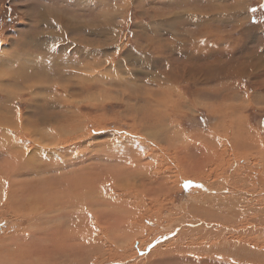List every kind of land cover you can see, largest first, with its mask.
Instances as JSON below:
<instances>
[{"label":"rangeland","instance_id":"1","mask_svg":"<svg viewBox=\"0 0 264 264\" xmlns=\"http://www.w3.org/2000/svg\"><path fill=\"white\" fill-rule=\"evenodd\" d=\"M227 8H230L231 13H228V18L231 22L225 21L223 16L216 18L225 14ZM234 8L239 13L233 16ZM45 17L49 22L44 21ZM149 26L150 31L147 32ZM249 27L258 29L255 31V35L252 34L251 37L257 38L258 35V38H264V0H0V58H8L0 61V150H3V154L0 152V164H9L7 157H4V153L8 152V154L25 156L26 159L23 158L24 160H22L24 163L29 160L28 162L31 164L34 162L33 166L37 167L36 159H42L43 149L54 150L51 143L56 140V137H52V135H56L53 132H58L59 144L63 145L62 147L66 151L57 154L58 156L56 151L51 152L52 155H56L53 157L56 160H54V165L58 167L55 168L56 171H60L57 169H63V167H68L67 169L70 170L81 169V167L86 169L89 159H94V156L100 154L99 159L96 156L95 161H90V163L92 162L91 165H94L87 169L93 168V170H87L85 173L78 172L79 175L77 176L89 178L87 174L94 172V176L89 179L95 180L98 175L96 173L100 172L103 181L99 183L102 186L100 190L102 194L96 195L99 202L98 206L112 219H115L113 216L114 207H109L110 202H112L111 204H119L118 213L120 215H124L122 209L125 206L132 215L130 216L131 223L123 221L126 234V238L123 239L118 232L120 226V228L116 227V231L113 229V232L105 226V219L99 217L100 215L103 216L102 212L101 214L98 213L99 216L97 215L96 219H90L84 212L90 209L87 212L89 213L93 208H87L85 204H82L77 209L78 211L81 209V213L77 210L74 211L75 208L72 209L69 212L70 218H61L62 220L74 221L72 228L65 227L73 233L74 237L65 236L70 240L64 247V252L62 251L64 254L72 256L65 258V260L61 256H57L56 264H188L190 260L197 262L196 264L206 260L211 264H216L218 263L216 259L220 258L224 259L220 261L224 264L230 262L231 264L234 262H236L235 264H251V260L255 264H260V261L264 264V255H262L264 253V152L261 153L264 151V105L250 103L253 105L246 106L243 99L246 101L249 99L247 100L245 97H237L227 102L220 98V105H213L210 103L211 101H206L203 97L206 94L203 93V88L198 85L195 87L198 91L195 90L194 92H190V90H194V87L184 84L179 86L167 85L163 74H166L169 69H165V67H171L168 64L171 63V58H168V61H160L161 68L156 72H154L152 64L149 65V58L146 59L147 68L145 67L146 64H137L126 66L123 69L124 74L119 70L114 73L108 71L109 66L118 67L119 64H132L130 60H132L133 55L137 57L150 54L153 58L157 57L158 59L161 53V44L168 43L169 39L181 41L184 32L187 33L186 35L196 36L200 44L208 48L211 45V34L213 37L224 35L215 41L220 45H223V40L226 38H233L235 43H239L243 41ZM112 29L113 32H111ZM163 64H165L164 68H162ZM149 66L151 67L150 73L147 72ZM126 69L134 71V75H127ZM104 70L109 74H106L108 79L98 76V74L105 73ZM146 74L148 79H146L147 77L144 78ZM153 74L155 75L153 76ZM117 75L119 76L117 77ZM119 77H121L120 80H118ZM126 77L131 81L128 84L130 87H120L126 85L123 84L127 79ZM154 83L156 85L159 83L156 86L158 89H154ZM29 84H31V88H29ZM147 88L149 89L146 91ZM249 88L250 91L243 88L247 95L259 92L253 91L252 85ZM174 90L180 92L182 97ZM160 98H164L163 103H159ZM252 99L250 98L251 101H253ZM260 100L262 101V98ZM165 101H168V104ZM133 107L144 109L140 115L141 122L136 121L135 115L130 111ZM153 107L162 113V121L156 119L152 123L154 117L150 118L148 114L154 109ZM167 108L168 110H166ZM55 113L57 114L55 115ZM146 113L148 114L146 115ZM58 115L63 117H60L59 120L56 118ZM79 120L84 122L86 127L81 125L83 128L80 127L76 133L63 130V132L61 131L62 134H59L60 130L64 128L63 126L70 124L69 129L75 123L77 124L76 127H79ZM41 121L47 122V124L44 125ZM50 122L53 123L52 126L49 125ZM157 122L166 125L163 127H165L164 131L167 132V135L163 138L159 136L161 133L156 126ZM8 123H11V128L7 126ZM20 125L23 128L37 129L39 137L34 134V136L24 134ZM145 126L150 128L148 131L151 134L153 133L150 139L145 134L142 135ZM163 127L160 128L162 133L164 132L162 131ZM4 128H9V130ZM26 128L24 129L26 130ZM168 128L170 130L173 128L171 130L173 133H170ZM24 137L25 139H23ZM29 139H32L34 143L36 141V143H42L41 145L46 148L38 151L35 148L34 150V147H31L33 146L32 143L28 144ZM88 139H91V146L94 147L89 148V154L84 149L89 146L87 144ZM121 139L122 141L131 139L130 141L142 143V145L143 143L147 144V149L145 147L142 150L135 148L134 154L130 155L131 147L125 146L123 149L128 151L121 149L122 153H118L117 144L121 143ZM107 143L110 147L109 150H106L103 145ZM124 145L122 144V146ZM242 145L246 146L244 150L246 158H243L244 160L237 158L235 154L238 147ZM115 148L116 153L112 150ZM32 151H35L37 155ZM66 152L67 154H65ZM30 154L32 156H29ZM206 154L208 155L205 156ZM210 154L213 156L212 160L209 158ZM33 155L36 159L32 162ZM128 156L135 157L142 163V169H138L141 172L138 177L142 179L141 181L135 179L138 170L130 166L132 163ZM56 157L61 158L57 159ZM114 158L121 160L118 159L116 164L113 163ZM107 162L108 165H106ZM210 162H213L212 166ZM96 165L98 166L96 167ZM149 165L158 169H144L145 166L149 168ZM194 166L200 167L196 169L197 175H200V169L203 168L208 169L205 174H211H206L205 178L203 177L204 174L202 179L186 174V169H193ZM225 167L228 168L225 169ZM24 168L22 167V169ZM115 170L124 173L121 172L120 178L106 174L107 172L114 174ZM13 171L14 169H0V173H12ZM154 173L164 176L166 182L164 185L167 187L169 185L167 196L157 190L161 184L153 186V179L156 176ZM36 178L38 177L33 178L36 181H32V188L41 182H37L40 178ZM29 180L32 179L29 178ZM157 181H160L159 178ZM79 187L83 188L80 189ZM170 187L172 188L170 189ZM85 188L86 186L83 184L74 189L75 198H80L79 203L86 202ZM154 192L156 194L151 196ZM14 193L17 195V189ZM130 194L134 195L132 196L133 199L127 200L126 197ZM71 195L73 196V194ZM201 198L204 201H201ZM5 199H9L11 202ZM5 199L0 200V203L4 201L7 204L13 203L16 199L14 205H21L22 209L11 208V206L10 209H4L0 213V260H2L0 263L40 264V257L37 252L40 249V238L43 235L40 232L43 227L40 224L41 218L36 220L37 216H35L38 206L36 191H30L26 187L23 195L19 197L14 195ZM100 202L105 203V208L101 206ZM227 205H231V208L228 209ZM91 212L94 214V210ZM76 214L79 216L76 217ZM47 215L55 217L50 221L56 223H50L52 226L48 224L46 229L56 228L59 224V218L56 217L58 214ZM81 217L82 220H79ZM192 222H195L194 224H197L198 227L194 228ZM260 222L262 223L260 224ZM236 223L238 227L240 226L239 228ZM79 232L81 235H77ZM168 234L170 236H167ZM34 235L39 237H34ZM61 236L64 235L61 234ZM44 237L46 238V235ZM130 237H133L132 242L129 245V242L123 244L124 240L127 241ZM223 241L225 243L222 244ZM245 243L249 244L248 247H244ZM224 244L232 245L231 249H236L235 251H244L245 255L242 257H249L248 262L239 263L230 257L228 261L227 257L222 254L223 251L225 252L226 246ZM238 244L239 246H237ZM29 245L30 247H28ZM126 247L128 250L123 251ZM118 248L120 250H117ZM91 249L95 250V253L87 254L88 258L91 257L90 260L82 262L83 259L81 258L85 257ZM114 250L123 253L119 256L111 255ZM255 250L258 254L254 253ZM28 251L32 252L33 255L25 254ZM63 260L64 262H62ZM48 264L52 263L49 262Z\"/></svg>","mask_w":264,"mask_h":264},{"label":"bare ground","instance_id":"2","mask_svg":"<svg viewBox=\"0 0 264 264\" xmlns=\"http://www.w3.org/2000/svg\"><path fill=\"white\" fill-rule=\"evenodd\" d=\"M236 13H239V11L237 10V9H235L234 8V11H233V13H232V15L234 16V14L236 15ZM49 20V19H48ZM44 21L45 22H49V21H47L46 20V17L44 18ZM235 22H239V21H235ZM150 26L149 27H147V32L148 31H150ZM111 32H113V29L111 30ZM256 33V32H255ZM153 42V41H152ZM154 43V42H153ZM162 43V42H161ZM165 43V42H164ZM176 43V42H175ZM179 44V43H178ZM150 45V44H149ZM186 45V44H185ZM160 46V45H159ZM177 46V45H176ZM150 47V46H149ZM150 49V48H149ZM148 50V49H147ZM155 50V49H154ZM185 50H186V48H185ZM156 51V50H155ZM163 51V50H162ZM176 51V50H175ZM209 50H207V51H205L206 53L208 52ZM213 51V50H212ZM165 52H166V50H165ZM263 52H264V50H263ZM133 53V52H132ZM172 53V52H171ZM185 53V52H184ZM204 53V52H203ZM205 53V54H206ZM83 54V53H82ZM162 54V53H161ZM165 54V53H164ZM211 54V53H210ZM226 54V53H225ZM234 54V53H233ZM147 55H149V54H147ZM145 56V55H141V56H137V57H135L134 55L132 56V60H130L131 62H132V64L131 63H126V64H119V66L118 67H114V66H109L108 67V71H110V72H112V73H114V72H116V70L118 71H121V73L122 74H124L125 72H123V69H125V67L126 66H129V65H133V66H135V65H137V64H146V68H147V60L146 59H148V56ZM171 55V54H170ZM215 55V54H214ZM161 56V55H160ZM163 56V55H162ZM166 56V55H165ZM169 56V55H168ZM223 55H219V58H221ZM229 56V55H228ZM262 56V55H261ZM55 57V56H54ZM191 57V56H190ZM264 57V56H263ZM162 58V57H161ZM205 58V57H204ZM6 59H8V58H0V61L2 62V60H6ZM190 59V58H189ZM201 59H203V58H201ZM215 59V58H214ZM52 60H53V58H52ZM56 60V59H55ZM188 60V59H187ZM207 60V59H206ZM223 60V59H222ZM191 61V60H190ZM189 61V62H190ZM200 61V60H199ZM55 63V62H54ZM204 63V62H203ZM202 63V64H203ZM212 63V62H211ZM216 63V62H215ZM168 64H170V63H168ZM189 64V63H188ZM202 64H200V65H202ZM219 64V63H218ZM216 65V64H215ZM53 66L54 67H56V65L55 64H53ZM174 66V65H173ZM217 66H219V65H217ZM172 67V66H171ZM213 67V66H212ZM224 67V66H223ZM250 67V66H249ZM252 67V66H251ZM128 68V67H127ZM130 68H132V67H130ZM170 68V67H169ZM211 68V67H210ZM219 68H220V66H219ZM218 68V69H219ZM246 68H247V66H246ZM105 69V68H104ZM223 69V68H222ZM244 69V68H243ZM171 70V69H170ZM185 70V69H184ZM188 70V69H187ZM202 70H203V68H202ZM217 70V69H216ZM105 71V73H102V74H98V76L100 75V77L101 78H104V77H106L107 78V76H106V74H108L107 73V71L106 70H104ZM206 71V70H205ZM214 71V70H213ZM219 71H220V69H219ZM224 71V70H223ZM233 71V70H232ZM246 71H248V70H246ZM109 72V73H110ZM184 72V71H183ZM183 72H182V74H183ZM186 72V71H185ZM230 72V71H229ZM250 72V71H249ZM180 73H181V71H180ZM196 73V72H195ZM215 73V72H214ZM225 73V72H224ZM227 73V72H226ZM245 73V72H244ZM121 74V75H122ZM126 74L128 75H134V71H129V69L127 70L126 69ZM161 74V73H160ZM175 74V73H174ZM210 74V73H209ZM221 74H223V72H221ZM220 74V75H221ZM229 74V73H228ZM232 74V73H231ZM231 74H230V76H231ZM247 74V73H246ZM263 74V73H262ZM109 75V74H108ZM152 75V74H151ZM155 74H153V76H154ZM173 75V74H172ZM176 75V74H175ZM186 75H187V72H186ZM208 75V74H207ZM214 75V74H213ZM236 75V74H235ZM240 75H241V73H240ZM253 75V74H252ZM87 76V75H86ZM119 75H117V77H118ZM161 76V75H160ZM165 76V75H164ZM167 76V75H166ZM178 76V75H177ZM185 76V75H184ZM201 76V75H200ZM227 76V75H226ZM264 76V75H263ZM88 77V76H87ZM86 77V78H87ZM111 77V76H110ZM122 77V76H121ZM121 77H119L118 78V80H120V78ZM147 77V78H146ZM173 76H171V78H172ZM179 77V76H178ZM188 77V76H187ZM191 77V76H190ZM196 77V76H195ZM198 77V76H197ZM204 77V76H203ZM239 77V76H238ZM243 77H245L244 75H243ZM250 77H251V74H250ZM83 78V77H82ZM85 78V77H84ZM127 78V77H126ZM144 78H146V79H148V75L146 74V75H144ZM154 78H156V77H154ZM181 78H183V77H181ZM218 78V77H217ZM231 78V77H230ZM241 78V77H240ZM252 78V77H251ZM57 79V78H56ZM99 79V78H98ZM105 79V78H104ZM108 79V78H107ZM191 79H192V77H191ZM197 79V78H196ZM204 79V78H203ZM222 79V78H221ZM244 79V78H243ZM62 80V79H61ZM164 80V79H163ZM200 80V79H199ZM237 80V79H236ZM257 80V79H256ZM85 81H86V79H85ZM90 81V80H89ZM106 81V80H105ZM110 81V80H109ZM116 81V80H115ZM122 81V80H121ZM152 81V80H151ZM169 81V80H168ZM203 81V80H202ZM211 81V80H210ZM223 81V80H222ZM228 81V80H227ZM227 81H225V82H227ZM92 82V81H91ZM123 82V81H122ZM131 81H130V79L129 78H127L126 79V81L123 83V84H126V85H121L120 87H127L128 86V84L130 83ZM171 82H172V80H171ZM196 82V81H195ZM206 82V81H205ZM208 82V81H207ZM224 82V81H223ZM236 82V81H235ZM249 82V81H248ZM118 83V82H117ZM166 83V82H165ZM173 83V82H172ZM229 83V82H228ZM159 83H157V85H158ZM169 84V83H168ZM167 84V85H168ZM175 84V83H174ZM178 84H179V82H178ZM191 84V83H190ZM226 84V83H225ZM234 84H236V83H234ZM239 84V83H238ZM156 85V83H154V86H155V88L154 89H156L157 86ZM173 85V84H172ZM181 85V84H180ZM186 85V84H185ZM204 85V84H203ZM254 85V84H253ZM260 85V84H259ZM116 85H114V87H115ZM119 86V85H118ZM145 86V85H144ZM160 86V85H159ZM169 86H171V84L169 85ZM175 86V85H174ZM193 86L195 87V85L193 84ZM206 86V85H205ZM221 86V85H220ZM32 86H31V84H29V88H31ZM61 87V86H60ZM82 87H83V85H82ZM117 87V86H116ZM128 87H130V86H128ZM146 87V86H145ZM185 87V86H184ZM187 87V86H186ZM197 87V86H196ZM199 87H201V86H199ZM225 87V86H224ZM234 87V86H233ZM232 87V88H233ZM66 88V87H65ZM172 88V87H171ZM175 88V87H174ZM227 88H228V86H227ZM238 88V87H237ZM237 88H236V91H235V93H234V95H237L238 93H241V95L243 94L244 95V92H242V91H244L243 90V88H241V91L240 90H237ZM142 89V88H141ZM140 89V90H141ZM149 88H147V89H145L146 91L148 90ZM158 89V88H157ZM162 89V88H161ZM199 89H201V88H199ZM66 90H67V88H66ZM144 90V91H145ZM151 90V89H150ZM202 90V89H201ZM213 90H215V88L213 89ZM95 91V90H94ZM154 91H156V90H154ZM159 91H160V88H159ZM196 91H198V90H196ZM209 91V90H208ZM210 91L212 92V90L210 89ZM218 91V90H217ZM231 91H233V90H231ZM247 91V90H246ZM149 92V91H148ZM147 92V93H148ZM157 92V91H156ZM164 92V91H163ZM225 92V91H224ZM158 93V92H157ZM172 93H174V92H172ZM172 93H171V95H172ZM203 93H205V91L203 92ZM213 94L215 93V91L214 92H212ZM99 94V93H98ZM122 94V93H121ZM192 94V93H191ZM212 94V95H213ZM216 94V93H215ZM225 94V93H224ZM251 94V93H250ZM260 94V93H259ZM262 94V93H261ZM138 95V94H137ZM152 95H153V93H152ZM152 95H150V96H152ZM210 95V94H209ZM247 94H245L244 95V97L248 100L251 96H246ZM99 96V95H98ZM104 96V95H103ZM106 96V95H105ZM181 96V95H180ZM179 96V97H180ZM191 96V95H190ZM193 96V95H192ZM198 96H199V94H198ZM221 96V95H220ZM224 95H222V97H223ZM253 96V95H252ZM140 97V96H139ZM182 97V96H181ZM184 97V96H183ZM195 97V96H194ZM201 97V96H200ZM203 97H206V96H204L203 95ZM202 97V98H203ZM91 98V97H90ZM108 98V97H107ZM106 98V99H107ZM148 98V97H147ZM150 98V97H149ZM171 98V97H170ZM198 98V97H197ZM206 98H208V97H206ZM205 98V99H206ZM215 98V97H214ZM93 99H94V97H93ZM103 99V98H102ZM114 99V98H113ZM126 99V98H125ZM146 99V98H145ZM151 99V98H150ZM180 99V98H179ZM193 99V98H192ZM199 99V98H198ZM197 99V100H198ZM127 100V99H126ZM141 100H143V99H141ZM149 100V99H148ZM152 101H153V99H151ZM187 100V99H186ZM185 100V101H186ZM214 101H215V99H213ZM253 100V99H252ZM156 101H157V99H156ZM171 101H173V100H171ZM188 101V100H187ZM194 101V100H193ZM199 101V100H198ZM203 102H204V100H202ZM207 101V100H206ZM131 102V101H130ZM144 102V101H143ZM147 102V101H146ZM164 102V98H160L159 99V103H163ZM195 102V101H194ZM202 102V103H203ZM215 102H217V100L215 101ZM234 102V101H233ZM236 102V101H235ZM150 103H151V101H150ZM165 103H167L168 104V101L166 102L165 101ZM182 103H183V101H182ZM205 103V102H204ZM207 103V102H206ZM209 103V102H208ZM135 104V103H134ZM137 104V103H136ZM156 104V103H155ZM158 104V103H157ZM170 104H172V103H170ZM186 104V103H185ZM235 104V103H234ZM237 104H238V102H237ZM255 104H257V103H255ZM154 105V104H153ZM173 105V104H172ZM178 105V104H177ZM183 105V104H182ZM203 105V104H202ZM217 105V104H216ZM253 105V104H252ZM9 106V105H8ZM59 106V105H58ZM62 106V105H61ZM134 106V105H133ZM144 106H146V105H144ZM150 106V105H149ZM158 106V105H157ZM165 105H163V107H164ZM205 106V105H204ZM64 107V109H65V106H63ZM142 107V106H141ZM166 107V106H165ZM222 107H224V106H222ZM257 107V106H256ZM11 108V107H10ZM66 108H68V107H66ZM147 108H149V107H147ZM154 108V107H153ZM169 108V107H168ZM168 108L166 109V110H168ZM172 108V107H171ZM203 108H205V107H203ZM151 109V108H150ZM179 109V108H178ZM208 109V108H207ZM220 109V108H219ZM66 110V109H65ZM127 110V109H126ZM177 110V109H176ZM193 110V109H192ZM240 110V109H239ZM243 110V109H242ZM67 111V110H66ZM106 111V110H105ZM130 111L133 113V115H135V117L134 118H136V121H138V122H141L140 121V115L144 112V109L143 108H140V107H133L132 109H130ZM129 111V112H130ZM170 111H171V109H170ZM195 111V110H194ZM208 111V110H207ZM249 111V110H248ZM62 112V111H61ZM205 112V111H204ZM209 112V111H208ZM212 112V111H211ZM64 113H65V111H64ZM12 114H14V113H12ZM52 114V113H51ZM57 113H55V115H56ZM148 113H146V115H147ZM63 115V114H62ZM62 115H58L56 118L57 119H59L60 120V117L62 118L63 116ZM128 115V114H127ZM149 115V117L151 118L152 116L154 117V120H152V123H153V121H156V119H158V121L160 120V121H162V118H163V115H162V113L161 112H159L157 109H152L151 111H150V113L148 114ZM41 116H42V114H41ZM169 116V115H168ZM167 116V117H168ZM212 116V115H211ZM245 116V115H244ZM260 116V115H259ZM186 117V116H185ZM212 117H214V116H212ZM257 117V116H256ZM50 118V117H49ZM145 118H148V117H145ZM165 118H166V116H165ZM169 118V117H168ZM218 118V117H217ZM40 119V118H39ZM109 119V118H108ZM20 120V119H19ZM18 120V121H19ZM135 120V119H134ZM148 120V119H147ZM146 120V121H147ZM166 120H168V119H166ZM233 120V119H232ZM239 121V120H238ZM244 121V120H243ZM14 122V121H13ZM44 125H46L47 124V122H44V121H41ZM148 122V121H147ZM192 122V121H191ZM220 122V121H219ZM222 122V121H221ZM236 122V121H235ZM251 122V121H250ZM58 123H59V121H58ZM79 127H76V125L77 124H72L71 126V128H69L68 129V127H70V124L68 125V126H63L64 128L62 129V130H60V132H59V134H62V132H63V130H66V131H69V133H76V131L80 128V127H82L81 125H84V122H82V121H80L79 120ZM196 123H198V122H196ZM225 123V122H224ZM131 124V123H130ZM222 124V123H221ZM236 124V123H235ZM50 126H52L53 125V123L52 122H50V124H49ZM135 125H137V124H135ZM141 125V124H140ZM153 125H155V124H153ZM165 124L164 123H162V122H157V127L159 128V133H161V134H159V136H161L162 138H163V136L165 137L166 135H167V132L166 131H164V128L165 127H163ZM223 125V124H222ZM221 125V126H222ZM8 127H10L11 128V123H8V125H7ZM142 126V125H141ZM156 126H155V128H156ZM161 126L163 127V130L162 131H164L163 133L161 132ZM166 126V125H165ZM199 126V125H198ZM226 126V125H225ZM235 126H237V125H235ZM20 127H21V130L23 131V133L24 134H29V136L30 135H32V136H34V135H36L37 137H39V131L37 130V129H34V128H31V127H28V128H26V127H24V128H26V130L22 127V125H20ZM84 127H86V125H84ZM217 127H218V125H217ZM220 127V126H219ZM264 127V126H263ZM83 128V127H82ZM176 128H178V127H176ZM222 128V127H221ZM1 129V128H0ZM4 129H8L9 130V128H4ZM60 129H61V127H60ZM143 129H144V126H143ZM142 129V130H143ZM150 128L148 127V128H146V126H145V130H144V132L142 133V135L143 134H145V136L147 137V138H152V135H153V133L151 134V132H149L148 130H149ZM166 129H167V127H166ZM258 129V128H257ZM256 129V130H257ZM15 130H16V128H15ZM134 130V129H133ZM133 130H131V131H133ZM171 130H173V128L171 129ZM169 128H168V131L170 132L171 131ZM178 130H179V128H178ZM206 130V129H205ZM208 130V129H207ZM62 131V132H61ZM151 131V130H150ZM157 131V130H156ZM180 131V130H179ZM258 131V130H257ZM260 131V130H259ZM263 131V130H262ZM261 131V132H262ZM8 132V131H7ZM65 132V131H64ZM90 132V131H89ZM89 132H87L88 134H89ZM128 132V131H127ZM158 132V131H157ZM168 132V133H169ZM181 132V131H180ZM220 132V131H219ZM10 133V132H9ZM12 133V132H11ZM53 133H56V135L55 134H51L52 135V137L53 136H55L56 137V140H54V142H52L51 144H52V146L54 147V150L53 149H50V150H47V149H43V148H46L44 145H41V144H39V143H34L33 141H32V139H29V143L28 144H30V142L32 143V145L33 146H31L32 148L34 147V150H35V148H36V150L38 151V150H41V149H43V155H41V151L39 152L40 153V155L42 156V159L41 158H39V159H36L35 157H34V155H33V160H32V162L36 159L37 160V167H35V166H33L34 164V162L31 164V162H28L29 160H27V162H23L22 160H24L23 158H25V156L24 157H21L20 155L21 154H17V155H14V154H8V152L7 153H4V155H2V156H4V157H7L6 159L9 161V164H7V165H1L0 164V169H14V171L12 172V173H0V200H4L6 197H9V198H11V196H21V195H23L24 194V189L26 188V187H28L29 188V190L30 191H32V190H35L36 191V197L38 198V206H37V213H36V215L35 216H37V219L35 218V217H33V219H36V220H38V219H40V224H41V226L43 227V229H41V232H40V234H43L42 236H41V238H40V240H41V243H40V245H39V251L37 252V254H38V256L40 257V264H48L49 262H51L52 264L54 263V264H56V262H55V259H56V257L57 256H61L62 257V259H64L65 260V258H69V257H71L72 255H70V254H64L63 252V250H64V247L66 246V244L68 243V241L70 240L69 238H67V237H65V236H67V235H69L70 237L71 236H73L74 237V235H73V233H71V232H69V229H65V227H67V228H72V226H74V221L73 220H62V219H68V218H70V215H69V212L70 211H72V209H74V211H76L78 208H80V205H82V204H85L86 205V207L87 208H93V210H94V214H92L93 212H91V211H93V210H91L89 213H87L89 210H86L87 212H84L85 214H86V216L88 217V218H90V219H96V217H97V215L99 216V214H101V212L103 213V216H99V217H101V219H105L104 220V223H106L105 224V226H107L110 230H112V232H113V229H114V231H116L115 229H116V227H118V228H120L119 230H118V232L121 234L120 235V237L121 238H126V234H125V232H124V222L123 221H125V222H130L131 223V217L130 216H132L129 212H128V209H127V207L125 206L124 207V209H122V211H123V213H124V215H125V217H124V215H120L119 213H118V210H119V208H118V205L119 204H117V203H114V204H111L112 202H110V205H109V207L111 208V207H114V210H113V216L115 217V219H112L111 218V216L109 217V216H107L104 212H103V210H102V208L100 207V206H98L99 205V202L97 201L98 199L96 198V195L97 194H100L101 193V185H99V183H102V181H103V177H102V174L100 173V172H98V173H96V174H98L97 176H96V178H95V180H90L89 178H92L93 176H94V172L91 174V172H89L90 174H87L88 175V177L89 178H87V177H85V176H77V175H79L78 174V172L79 173H85L87 170H93V168L92 169H87V168H89V167H91V166H93V165H91V163H90V161H95V159H96V156H97V159H99V156H100V154L99 155H96V156H94V159H89V164H87L86 165V169H84L83 167H81V169H72V170H70V169H67V168H65V167H63V169H57V170H60V171H56V169L55 168H58L56 165H54V160L55 159H53V157L54 156H56L57 154H62V152H65L66 150L61 146V144H59V138H58V132H53ZM137 133V132H136ZM170 133H173V131H171ZM205 133V132H204ZM13 134H14V132H13ZM34 134V135H33ZM80 134L81 135H83L81 132H80ZM99 134V133H98ZM134 134H135V132H134ZM156 134H158V133H156ZM65 135V134H64ZM70 135V134H69ZM81 135H80V137H81ZM104 135V134H103ZM169 135V134H168ZM179 135V134H178ZM231 136H232V134H230ZM230 135H229V137H230ZM28 136V137H29ZM89 136H91V135H89ZM137 136V135H136ZM157 136V135H156ZM222 136H223V134H222ZM18 137V136H17ZM41 137V136H40ZM100 137V136H99ZM143 137V136H142ZM145 137V138H146ZM196 137H198V136H196ZM30 138H32V137H30ZM50 138V137H49ZM48 138V139H49ZM86 138V137H85ZM124 138V137H123ZM154 138V137H153ZM162 138H160L161 140H162ZM171 138V137H170ZM201 138H203V137H201ZM2 139V138H1ZM14 139V138H13ZM23 139H25V137L23 138ZM156 139H157V137H156ZM160 139H158V140H160ZM169 139V138H168ZM232 139V138H231ZM42 140V139H41ZM89 141L87 142V144L89 145L88 147H83L84 149H86L87 150V154H89V148L91 147V148H94L93 146H91V139H88ZM124 140V139H123ZM131 140V139H130ZM130 140H124V141H122V139H121V143L120 144H117V149H118V153H122L121 152V149H123V147H125V146H127V147H131L130 148V150L129 151H131V154L130 155H133L134 154V152H133V150H135V148H137V149H139V150H142L144 147L146 148L147 146V144H144L143 143V145H142V143L141 144H139V143H135V142H132V141H130ZM146 140V139H145ZM160 140V141H161ZM200 140H202V139H200ZM207 140V139H206ZM206 140H205V142H206ZM222 140V139H221ZM14 141V140H13ZM55 141H56V143H55ZM152 141V140H151ZM236 141V140H235ZM262 141V140H261ZM264 141V140H263ZM7 142V141H6ZM21 142V141H20ZM200 142V141H199ZM204 142V143H205ZM216 142V141H215ZM222 142V141H221ZM221 142H220V144H221ZM226 142V141H225ZM234 142V141H233ZM13 143V142H12ZM115 143H117V142H115ZM25 144H27V143H25ZM24 144V145H25ZM44 144V143H43ZM68 144V143H67ZM81 144V143H80ZM122 144H125L124 146H122ZM171 144V143H170ZM185 144V143H184ZM201 144V143H200ZM21 145V144H20ZM104 145V148L106 149V150H109L110 149V147L108 146V143L105 145V144H103ZM116 145V144H115ZM218 145V144H217ZM27 146V145H26ZM25 146V148H27ZM30 146V145H29ZM29 146H28V148H29ZM51 146V145H50ZM80 146V145H79ZM111 146V145H110ZM157 146V145H156ZM221 146V145H220ZM226 146V145H225ZM18 147V146H17ZM16 147V148H17ZM23 148H24V146H22ZM82 147V146H81ZM108 147V148H107ZM192 147V146H191ZM198 147V146H197ZM206 147V146H205ZM3 148V147H2ZM19 148V147H18ZM18 148H17V150H18ZM189 148V147H188ZM207 148V147H206ZM215 148V147H214ZM68 149V148H67ZM125 149V148H124ZM123 149V151H128L127 149H125L124 150ZM136 149V150H137ZM147 149V148H146ZM149 149V148H148ZM201 148L199 147V150H200ZM218 149H220V148H218ZM233 149V148H232ZM236 149V148H235ZM246 149V146L245 145H242V146H240V147H238V149L236 150V152H235V154H236V157L237 158H242L241 160H244L246 157H245V155H246V153H245V150ZM263 149V148H262ZM33 150V149H32ZM93 150V149H92ZM95 150V149H94ZM112 150H114V152L116 153V148L115 149H112ZM215 150V149H214ZM222 150V149H221ZM261 150V149H260ZM30 151V150H29ZM52 151H56V155H52L51 154V152ZM70 151V150H69ZM202 151V150H201ZM200 151V152H201ZM220 151V150H219ZM223 151V150H222ZM229 151H231V150H229ZM253 151V150H252ZM0 152L2 153L3 152V150L1 151L0 150ZM33 152H35V151H32V153ZM53 152V153H54ZM68 152V151H67ZM67 152L65 153V154H67ZM194 152V151H193ZM217 152V151H216ZM262 152H264V151H261V153ZM0 153V154H1ZM36 153V152H35ZM38 153V154H39ZM69 153V152H68ZM98 153V152H97ZM114 153V154H115ZM139 153H141V152H139ZM203 153V152H202ZM229 153V152H228ZM252 153V152H251ZM3 154V153H2ZM28 154V153H27ZM51 154V155H50ZM55 154V153H54ZM64 154V153H63ZM136 154V153H135ZM138 154V153H137ZM205 154V153H204ZM221 154V153H220ZM224 154H226L225 152H224ZM242 154V155H241ZM36 155H37V153H36ZM124 155V154H123ZM122 155V156H123ZM144 155V154H143ZM208 154H206L205 156H207ZM211 155V154H210ZM209 155V158H210V160H212L213 159V156L211 155L210 156ZM219 155V154H218ZM29 156H32L31 154L29 155ZM58 156V155H57ZM102 156V155H101ZM115 156H116V154H115ZM119 155L117 154V157H118ZM186 156V155H185ZM200 156V155H199ZM258 156V155H257ZM62 158H64V156H61ZM61 157H58V158H61ZM77 157V156H76ZM114 157V156H113ZM112 157V158H113ZM129 157V156H128ZM127 157V158H128ZM139 157V156H138ZM228 157V156H227ZM252 157V156H251ZM256 157V156H255ZM263 157H264V155H263ZM57 158V157H56ZM57 158V159H58ZM141 158V157H140ZM208 158V157H207ZM244 158V159H243ZM257 158V157H256ZM26 159V158H25ZM32 159V158H31ZM31 159H30V161H31ZM101 159V158H100ZM109 159V158H108ZM115 159V161L113 162V163H116L117 162V160L119 159H116V158H114ZM122 159H124V158H122ZM129 159H130V161H131V163H132V165H130V166H133V168L134 169H142V163L138 160V159H135V157H133V158H131V157H129ZM192 159V158H191ZM254 159V158H253ZM60 160V159H59ZM77 160V159H76ZM105 160H107V159H105ZM119 160H121V159H119ZM258 160V159H257ZM260 160H262V159H260ZM264 160V159H263ZM26 161V160H25ZM56 161V160H55ZM58 161V160H57ZM61 161V160H60ZM78 161V160H77ZM88 161V160H87ZM109 161H111V160H109ZM198 161V160H197ZM255 161V160H254ZM47 162H49V163H47ZM72 162V161H71ZM70 162V163H71ZM120 162V161H119ZM166 162V161H165ZM189 162V161H188ZM191 162V161H190ZM202 162V161H201ZM57 164H58V162H56ZM87 163V162H86ZM101 163V162H100ZM103 163V162H102ZM110 163H112V162H110ZM134 163H135V166H134ZM194 163V162H193ZM211 163V162H210ZM213 163V162H212ZM212 163H211V166H212ZM222 163H223V161H222ZM255 163V162H254ZM67 164H69V163H67ZM117 164V163H116ZM154 164V163H153ZM201 164V163H200ZM217 164V163H216ZM260 164V163H259ZM23 165H25V166H23ZM70 165V164H69ZM106 165H108V162L106 163ZM110 165V164H109ZM120 165H122V164H120ZM128 165V164H127ZM150 165H152V164H150ZM149 165V166H150ZM157 165V164H156ZM195 165V164H194ZM198 165H199V163H198ZM215 165V164H214ZM264 165V164H263ZM98 165H96V167H97ZM103 166V165H102ZM129 166V167H130ZM152 166H155V165H152ZM22 167L24 168V169H22ZM126 167V166H125ZM166 167V166H165ZM195 167V166H194ZM198 167V166H197ZM197 167H195V168H193V169H186V174H190L192 177H198V178H201L204 174H205V172L208 170V169H206V168H203L204 167V165H203V169H200V175H197L198 173H196V169H197ZM214 167V166H213ZM253 167V166H252ZM65 168V169H64ZM110 168H112V167H110ZM126 168H128V166L126 167ZM160 169L162 168V167H159ZM198 168H200V167H198ZM223 168V167H222ZM228 168V167H227ZM226 167H225V169H227ZM240 168V167H239ZM247 168V167H246ZM262 168V167H261ZM19 169H22V170H19ZM144 169H158V168H153V167H146L145 166V168ZM221 169V168H220ZM224 169V168H223ZM250 169V168H249ZM258 169V168H257ZM100 170V169H99ZM99 170H97V171H99ZM110 170V169H109ZM185 170V169H184ZM189 170V171H188ZM95 171V170H94ZM101 171V170H100ZM103 171H105V170H103ZM102 171V172H103ZM131 171H133L132 170V168H131ZM258 171H260V170H258ZM110 172H112V171H110ZM121 172H123V171H120V170H115V173L114 174H112V173H106V174H109V176H114V177H119L120 178V176H121ZM135 172H137L136 170H135ZM182 172V171H181ZM104 173V172H103ZM124 173V172H123ZM134 173V172H133ZM141 172H139V170H138V173L136 174V177H135V179L137 180V181H141L142 179L141 178H138L139 177V174H140ZM143 173H145V172H143ZM232 173V172H231ZM106 174H104V175H106ZM150 174V173H149ZM155 174V173H154ZM206 174H208V173H206ZM206 174H205V176H203L204 178L206 177ZM211 173H209L208 175H210ZM219 174V173H218ZM120 175V176H119ZM156 175V174H155ZM132 176V175H131ZM143 176V175H142ZM187 176V175H186ZM241 176V175H240ZM256 176V175H255ZM35 177H38V178H36V179H39V180H37V182L38 181H41V182H39V183H37V185L35 186V188H32L33 187V184H32V181H36V180H33V178H35ZM42 177H44V178H42ZM71 177H73V178H71ZM147 177V176H146ZM152 177V176H151ZM259 177H261V176H259ZM29 178H31L32 180H29ZM149 178V177H148ZM159 178V180L160 181H157V179ZM167 178H170V177H167ZM191 178V177H190ZM240 178V177H239ZM122 179V178H121ZM146 179V178H145ZM165 179H166V175H165ZM202 179V178H201ZM112 180V179H111ZM135 180V181H136ZM253 181H255V180H253ZM258 181V180H257ZM150 182H151V180H150ZM247 182H249V181H247ZM166 182L164 181V176L163 175H161L160 176V174H158L157 173V175L155 176V178L153 179V186L155 187L157 184H161L158 188H157V190L160 192V193H163L164 195H168V187H169V185H168V187L166 186V185H164ZM253 183V182H252ZM262 183V182H261ZM36 184V183H35ZM83 184H85V186H86V188L84 189V194L86 195V202L85 203H79V199L80 198H78V199H76L75 198V196H76V194H75V191H74V189L76 188V187H78V186H81V185H83ZM117 184V183H116ZM168 184H169V182H168ZM238 184V183H237ZM250 184V183H249ZM171 185V184H170ZM208 185V184H207ZM206 185V186H207ZM262 185V184H261ZM105 186V185H104ZM103 186V187H104ZM242 186V185H241ZM84 187V186H83ZM82 187V188H83ZM106 187V186H105ZM143 187V186H142ZM211 187V186H210ZM219 187V186H218ZM233 187V186H232ZM247 187V186H246ZM245 187V188H246ZM80 189H82L81 187H79ZM172 187H170V189H171ZM205 188V187H204ZM214 188V187H213ZM229 188V187H228ZM16 189H17V195H16V193H14V191H16ZM78 189V188H77ZM102 189H104V188H102ZM131 189H133V188H131ZM145 189V188H144ZM135 190V189H134ZM148 190V189H147ZM146 190V191H147ZM183 190V189H182ZM124 191V190H123ZM172 191V190H171ZM235 191V190H234ZM246 191H248V190H246ZM135 192V191H134ZM215 192V191H214ZM81 193H83V192H81ZM81 193H79V194H81ZM144 193V192H143ZM14 194V195H13ZM69 194V195H68ZM71 194H73V196L71 195ZM83 194V195H84ZM102 194V193H101ZM156 194V192H154L153 194H151V196H154ZM212 194H213V192H212ZM259 194V193H258ZM122 195V194H121ZM124 195V194H123ZM140 195V194H139ZM166 195V196H167ZM218 195V194H217ZM237 195H238V193H237ZM242 195H244V194H242ZM245 195H247V194H245ZM81 196V195H80ZM132 196H134V195H132V194H130V195H128L126 198H127V200H131V198H132ZM141 196V195H140ZM148 196V195H147ZM157 196V195H156ZM202 196H203V194H202ZM211 196V195H210ZM214 196V195H213ZM227 196V195H226ZM230 196V195H229ZM250 196V195H249ZM83 197V196H82ZM114 197V196H113ZM118 197V196H117ZM122 197V196H121ZM150 197V196H149ZM184 197V196H183ZM201 197V196H200ZM2 198V199H1ZM102 198H103V196H102ZM119 198V197H118ZM206 198V197H205ZM233 198V197H232ZM13 199H14V197H13ZM12 199V200H13ZM16 199H17V197H16ZM15 199V200H16ZM91 199V200H90ZM121 200H122V198H120ZM133 199V198H132ZM158 199V198H157ZM165 199V198H164ZM5 200H7V199H5ZM9 200V199H8ZM7 200V201H8ZM15 200L13 201V203H6L5 201V203L3 202V203H0V213H1V211L2 210H4V209H10V207L11 208H21L22 209V206L21 205H17V204H15L14 205V202H15ZM137 200V199H136ZM192 200V199H191ZM206 200V199H205ZM208 200V199H207ZM81 201V200H80ZM84 201V200H83ZM120 201V200H119ZM124 201V200H123ZM143 201V200H142ZM158 201V200H157ZM201 201H204L203 200V198H201ZM9 202H11V200H9ZM125 202V201H124ZM137 202H139V201H137ZM150 202V201H149ZM180 202V201H179ZM188 202H190V201H188ZM197 202V201H196ZM101 203V202H100ZM108 203V202H107ZM263 203V202H262ZM105 204V203H104ZM103 204V202L101 203V206L102 207H104L105 208V205ZM142 204V203H141ZM177 204V203H176ZM188 204V203H187ZM219 204V203H218ZM14 205V206H13ZM84 205V206H85ZM151 205V204H150ZM181 205V204H180ZM141 206V205H140ZM99 207V208H98ZM108 207V208H109ZM138 207V206H137ZM153 207V206H152ZM171 207H173V206H171ZM190 207V206H189ZM218 207V206H217ZM257 207V206H256ZM118 208V209H117ZM130 208H131V206H130ZM134 208V207H133ZM197 208V207H196ZM200 208V207H199ZM220 208V207H219ZM227 208L229 209V208H231V205H227ZM24 209H26V208H24ZM132 209V208H131ZM138 209H141V208H138ZM198 209V208H197ZM221 209V208H220ZM251 209V208H250ZM142 210H144V209H142ZM68 212V213H65V212ZM141 211V210H140ZM183 211V210H182ZM192 211V210H191ZM251 211V210H250ZM77 212H79V213H81V209L78 211L77 210ZM76 212V213H77ZM203 212V211H202ZM246 212V211H245ZM51 213H57L58 215L56 216V217H58L59 218V224H58V226L55 228V227H53V228H47L46 229V227H47V225L48 224H50V223H56V222H54V221H50V220H52L53 218H55V217H49V215H47L46 216V214H51ZM99 213V214H98ZM148 213V212H147ZM172 213V212H171ZM178 213V212H177ZM139 214V213H138ZM183 214V213H182ZM45 215V216H44ZM56 215V214H55ZM54 215V216H55ZM141 215V214H140ZM143 215V214H142ZM150 215V214H149ZM153 215V214H152ZM183 215H185V213L183 214ZM214 215V214H213ZM218 215H220V214H218ZM77 216H79V215H77L76 214V217ZM112 216V217H113ZM225 216V215H224ZM75 217V218H76ZM98 217V218H99ZM137 217V216H136ZM148 217H150V216H148ZM152 217H154V216H152ZM163 217V216H162ZM179 217V216H178ZM205 217V216H204ZM221 217V216H220ZM234 217H235V215H234ZM62 218V219H61ZM72 218V217H71ZM97 218V219H98ZM140 218H142V217H140ZM176 218V217H175ZM222 218V217H221ZM224 218V217H223ZM238 218V217H237ZM77 219V218H76ZM82 220V217L81 218H79V220ZM122 219V220H121ZM144 219V218H143ZM155 219V218H154ZM198 219V218H197ZM197 219H196V222H197ZM225 219V218H224ZM243 219V218H242ZM36 220H35V222H36ZM152 220V219H151ZM165 220V219H164ZM200 220H202V219H200ZM217 220V219H216ZM246 220V219H245ZM101 221V220H100ZM199 221V220H198ZM237 221V220H236ZM235 221V222H236ZM132 222H134V221H132ZM158 222V221H157ZM212 222H213V219H212ZM263 222V221H262ZM262 222H260V224L262 223ZM33 223V222H32ZM98 223V222H97ZM101 223V222H100ZM195 223V222H194ZM193 222H192V225H194V228L196 227H198L197 226V224H194ZM221 223H223V222H221ZM234 223V222H233ZM245 223H246V221H245ZM37 224V223H36ZM87 224V223H86ZM102 224V223H101ZM187 224V223H186ZM200 224V223H199ZM219 224V223H218ZM239 224V223H238ZM248 224V223H247ZM34 225V224H33ZM98 225H99V223H98ZM127 225V224H126ZM129 225V224H128ZM205 225V224H204ZM241 225H242V223H241ZM35 226H37V225H35ZM50 226H52L51 224H50ZM112 226H114V227H112ZM120 226V227H119ZM130 226V225H129ZM201 226V225H200ZM224 226V225H223ZM236 226H237V223H236ZM34 227V226H33ZM40 227V226H39ZM41 227V228H42ZM94 227V226H93ZM193 227V226H192ZM209 227V226H208ZM213 227V226H212ZM216 227V226H215ZM219 227V226H218ZM226 227V226H225ZM238 227V226H237ZM240 227V226H239ZM238 227V228H239ZM36 228V227H35ZM62 228V229H61ZM74 229H75V227H73ZM126 228V227H125ZM181 228V227H180ZM242 228V227H241ZM40 229V228H39ZM130 229V228H129ZM227 229H228V227H227ZM249 229V228H248ZM34 230V229H33ZM104 230V229H103ZM30 231V230H29ZM34 231H36V229L34 230ZM40 231V230H39ZM184 231V230H183ZM87 232V231H86ZM99 232V231H98ZM109 232H111V231H109ZM122 232V233H121ZM179 232V231H178ZM190 232V231H189ZM194 232H196L195 230H194ZM32 233H34V232H32ZM88 233V232H87ZM100 233H101V230H100ZM169 233V232H168ZM172 233V232H171ZM193 233V232H192ZM209 233V232H208ZM35 234V233H34ZM39 234V233H38ZM61 234H63L64 236H61ZM129 234V233H128ZM167 234V233H166ZM211 234V233H210ZM217 234V233H216ZM44 235H46V238L44 237ZM77 235H81V232H79ZM202 235V234H201ZM33 236V235H32ZM36 235H34V237H35ZM94 236V235H93ZM103 236V235H102ZM129 236V235H128ZM167 236H170L169 234L167 235ZM174 236V235H173ZM208 236V235H207ZM246 236V235H245ZM36 237H39V236H36ZM78 237V236H77ZM95 237V236H94ZM94 237H92V238H94ZM176 237V236H175ZM203 238H204V236H202ZM261 237V236H260ZM238 238H240V237H238ZM249 238V237H248ZM132 239H133V237H130L127 241H125L124 240V242H123V244H125L126 242H129L128 243V245L132 242ZM231 239V238H230ZM110 240V239H109ZM134 240H135V238H134ZM213 240V239H212ZM218 240V239H217ZM216 240V241H217ZM241 241H242V239H240ZM239 240V241H240ZM39 241V240H38ZM211 241V240H210ZM209 241V242H210ZM220 241V240H219ZM10 242H12V241H10ZM22 242V241H21ZM214 242H215V239H214ZM243 242V241H242ZM253 242V241H252ZM264 242V241H263ZM6 243V242H5ZM16 243V242H15ZM24 243V242H23ZM35 243V242H34ZM34 243H33V246H34ZM109 243V242H108ZM222 244L223 243H225L224 241L223 242H221ZM227 243V242H226ZM229 243V242H228ZM236 243H238V242H236ZM254 243V242H253ZM31 244V243H30ZM118 244V243H117ZM209 244V243H208ZM230 244V243H229ZM240 244V243H239ZM239 244L237 245V246H239ZM16 245V244H15ZM18 245V244H17ZM23 245V244H22ZM24 245H25V243H24ZM27 245H28V243H27ZM243 245V244H242ZM248 243H245V245H244V247H248ZM251 245H252V243H251ZM261 245V244H260ZM32 246V247H33ZM158 246V245H157ZM210 246V245H209ZM208 246V247H209ZM217 246V245H216ZM215 246V247H216ZM224 246H226L225 247V252L223 251V253L222 254H224L225 255V257H227V260L229 261V257L230 258H234L235 260H237L239 263H244V262H248V259H249V257H242V256H244L245 255V253H244V251H235L236 249H231L232 248V245H226V244H224ZM233 246H236V245H233ZM236 246V248H238ZM241 246V245H240ZM18 247V246H17ZM28 247H30V245L28 246ZM186 247V246H185ZM207 247V248H208ZM218 247V246H217ZM4 248H7V247H4ZM36 248V247H35ZM96 248V247H95ZM95 248H92V249H95ZM212 248V247H211ZM220 248V247H219ZM234 248V247H233ZM240 248V247H239ZM1 249V248H0ZM16 250H17V248H15ZM60 249H62V250H60ZM91 249V251L90 252H87L86 253V255H85V257H83V258H81V259H83L82 260V262L83 261H88V259L90 260V258H88V256H87V254H93V253H95V250H92ZM214 250H215V248H213ZM15 250V251H16ZM19 250H21L22 251V249H20L19 248ZM117 250H120L119 248L117 249ZM126 250H128L127 249V247L126 248H124L123 249V251H126ZM130 250V249H129ZM210 250V249H209ZM218 250H220V249H218ZM252 250V249H251ZM25 251V250H24ZM30 251H32V250H30ZM30 251H28V252H25V254H28L29 256H32L33 254H32V252H30ZM63 251V252H62ZM69 251V250H68ZM122 251V250H121ZM133 251V250H132ZM153 251H155V250H153ZM217 251V250H216ZM221 251V250H220ZM232 251H234L233 253H232ZM20 252V251H19ZM113 253H111V255H114V256H119V254H122V253H118V252H116L115 250L114 251H112ZM116 252V253H115ZM208 252V251H207ZM210 252V251H209ZM261 252V251H260ZM8 253H10V252H8ZM211 253H213V252H211ZM254 253H257L256 252V250H255V252ZM118 254V255H117ZM135 254V253H134ZM258 254V253H257ZM261 254H262V252H261ZM211 255V254H210ZM262 255H264V253L262 254ZM8 256H9V254H8ZM11 256V255H10ZM123 256V255H122ZM122 256H121V258H122ZM221 256V255H220ZM223 256V255H222ZM202 257V256H201ZM207 257V256H206ZM208 258V257H207ZM217 258H219V257H217ZM237 258V259H236ZM221 259L222 258H220V259H216V260H218L217 262L218 263H216V264H224V263H222V262H220L221 261ZM5 260V259H4ZM22 260V259H21ZM64 260L62 261V262H64ZM222 260H224V259H222ZM0 261H2V260H0ZM215 261V260H214ZM232 261V260H231ZM6 262V261H5ZM9 262V261H8ZM17 262V261H16ZM90 262V261H89ZM226 262V261H225ZM251 262V264H255L254 262H252V260L250 261ZM13 263V262H12ZM25 263V262H24ZM175 263V262H174ZM197 263V262H196ZM194 261H192V260H190L189 262H188V264H196ZM228 263V262H227ZM236 262H234V264H235ZM1 264V263H0ZM6 264H7V262H6ZM11 264V263H10ZM70 264H74V263H70ZM92 264V263H91ZM101 264V263H100ZM113 264V263H112ZM173 264V263H172ZM199 264V263H198ZM200 264H211V262H209V261H204V262H200ZM229 264H231V262L229 263ZM260 264H262V262L260 261Z\"/></svg>","mask_w":264,"mask_h":264},{"label":"crops","instance_id":"3","mask_svg":"<svg viewBox=\"0 0 264 264\" xmlns=\"http://www.w3.org/2000/svg\"><path fill=\"white\" fill-rule=\"evenodd\" d=\"M229 9L230 8H227V11L225 14L219 15L216 18L223 16L225 21L231 22L230 18H228V13H231L229 11ZM255 31H258V29L256 27H254L252 29L249 27L248 30L246 31L245 37H244L242 42L235 43L233 41V38H230V39L226 38L225 40H223V43H222L223 45H220L219 43H217L215 41L218 40L219 38L223 37L224 35H217V36L213 37V35L211 34V36H210L211 45L208 48L205 47V45H201L196 36H194L192 34L186 35L187 33L184 32L183 36L181 37V41H175V40L169 39L168 43H164V44L162 43L161 44L162 48L160 49V52L162 54L161 53L159 54L158 59H157V57L153 58L149 54L148 55V58L150 60L149 65L152 64L153 70H154V72H156V71H158L159 68H161L160 64H159L160 61H163V62L165 60L168 61V58H171L170 65L172 67H170V68H169V66L165 67V64H163V66H162V68L165 67V69L169 68L167 70V73L163 74V75H165L164 76L165 82L167 84L168 83L171 84V86H174V85L179 86L180 84L181 85L186 84L189 87H194L193 84L195 85V87H196V85L201 86L203 88V90L205 91L206 97H208V98L205 97L206 100L209 102L211 101L210 103L213 105H216V104L220 105V98H223L226 102L231 101L232 99H235L237 97L238 98H244V95L246 94L244 91H243L244 95L243 94L241 95V93L234 95L236 88L238 87L237 90H240V91H241V88H244V89H247L250 91L249 86L252 85L253 91L257 90L259 92H255L251 95L250 94L246 95V96H251L250 98H253V101H251L250 98L248 101L243 99L245 101L244 105L251 106L252 104H250V103H257L261 106V105H264V76H263L264 75V57H263L264 56V52H263V50H264V38H258V35H257V38L251 37L252 34L255 35ZM224 46H225V48H224ZM185 48H186V50H185ZM165 50H166V52H165ZM207 50H209V51L206 53L205 51H207ZM219 55H223V56L221 58H219ZM201 58H203V59H201ZM200 64H202V65H200ZM217 65H219L220 68ZM246 66H247V68H246ZM202 68H203V70H202ZM218 68L220 69V71ZM150 70H151V67L149 66V69L147 70V72L150 73ZM246 70H248V71H246ZM180 71H181V73H180ZM185 71L187 72V75H186ZM182 72H183V74H182ZM221 72H223V74H221ZM240 73H241V75H240ZM230 74H231V76H230ZM250 74H251L252 78L250 77ZM243 75L245 77H243ZM171 76H173V77L171 78ZM190 76L192 77V79ZM181 77H183V78H181ZM171 80L173 83L171 82ZM225 81H227V82H225ZM178 82H179V84H178ZM234 83H236V84H234ZM227 86H228V88H227ZM195 87H194V90L193 91L190 90V92H194L196 90ZM214 88H215V90H213ZM210 89L212 90V92L215 91L216 94L215 93L213 94L210 91ZM231 90H233V91H231ZM174 91L178 95H181L180 92H177V90H174ZM222 95H224V96L222 97ZM252 95L256 96V97H252ZM261 98H262V101L260 100ZM213 99H215V101L217 100V102H215Z\"/></svg>","mask_w":264,"mask_h":264},{"label":"snow or ice","instance_id":"4","mask_svg":"<svg viewBox=\"0 0 264 264\" xmlns=\"http://www.w3.org/2000/svg\"><path fill=\"white\" fill-rule=\"evenodd\" d=\"M253 11H255V9H253Z\"/></svg>","mask_w":264,"mask_h":264}]
</instances>
